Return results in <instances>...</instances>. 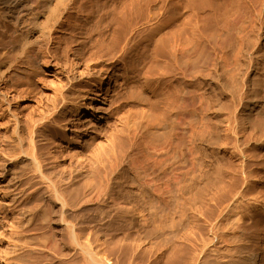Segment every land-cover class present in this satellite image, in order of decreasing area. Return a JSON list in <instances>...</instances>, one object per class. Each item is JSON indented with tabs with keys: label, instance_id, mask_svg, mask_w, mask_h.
<instances>
[{
	"label": "bare ground",
	"instance_id": "bare-ground-1",
	"mask_svg": "<svg viewBox=\"0 0 264 264\" xmlns=\"http://www.w3.org/2000/svg\"><path fill=\"white\" fill-rule=\"evenodd\" d=\"M146 12L155 62V133L168 134L157 146L154 167L169 187L166 196L142 190L113 198L120 180L122 191L129 183L122 174L116 178L119 173L106 176L102 193L113 201L96 217L80 215L78 198L93 194L88 162L94 143L108 132L101 121L112 115L109 97L99 98L110 67L88 56L125 43L126 59L132 24ZM70 55L89 58L84 71L73 66L64 74L61 63ZM85 73L90 89L82 91L76 82ZM223 108L225 125L216 116ZM102 109L106 115L96 117ZM59 121L73 131L77 124L92 129L68 168L66 146L48 131ZM222 151L230 152L234 169L223 163ZM254 163L264 167V0H0V196H14V202L17 196H55L58 202L47 199L61 205V216L75 215L66 223L68 237L85 264H260L262 224L245 221L254 220L245 214L251 204L264 207V198L247 190L252 179L264 181V172L249 170ZM224 178L233 183L220 205L199 213L197 196L189 195ZM60 196L79 197L67 208ZM14 211L20 221L11 228L5 256L0 254L6 264L20 263L19 243L32 246L20 236L31 222L29 207ZM40 238L46 249H58L59 238L54 245Z\"/></svg>",
	"mask_w": 264,
	"mask_h": 264
},
{
	"label": "rangeland",
	"instance_id": "rangeland-1",
	"mask_svg": "<svg viewBox=\"0 0 264 264\" xmlns=\"http://www.w3.org/2000/svg\"><path fill=\"white\" fill-rule=\"evenodd\" d=\"M150 19L151 15L146 12L134 20L135 24H132L134 28L132 29L131 27V32L134 34L131 41V43H133V48L130 52L128 50L129 53H127L128 55L126 59L125 55L123 54V47H125V43L112 44L113 46H110V48H104L103 50L101 49V52L98 51L100 53L91 52L88 56L90 60H93L92 63H101L106 67V69L107 67H110L108 68L109 71L107 73L109 80H104V82L101 84L99 98L104 96L109 97V109L112 110V115L108 120L103 118L101 121L102 125H107L108 132L98 136V140L96 143H94L96 153L88 162L90 170L93 171V184L91 185L93 194L89 196H78L79 198L77 197V210L78 213H81L80 215L84 213V216L88 215L87 217L91 218L96 217L102 210H105L107 207H109L113 201V198L120 196H139L141 193L140 191L142 190H147L149 193L148 196H166L165 192L168 189L167 187H169L168 182H165L164 179H157L154 167V161L156 159V155L158 154L157 146L158 144L164 143L166 141L168 134L163 133L160 137L155 133L157 125L156 117L158 111L157 102L154 95L155 93H153L156 76L154 69L155 62L152 53L153 51L149 38V29H151L149 26L152 25ZM132 33H129L128 38L131 39ZM117 45H119L118 47L121 48L119 49L116 47ZM121 55L123 58H120L122 57ZM88 57L85 59L86 61L89 59ZM85 60H78L76 56L73 57L70 55L67 62L61 63L64 68V74H70L69 72L73 70V66H78L84 71L86 64ZM102 76L105 77V74L103 73ZM102 76L100 81H102ZM108 82L110 83L109 86H104V84ZM76 83H78V89H81L82 91H87L90 89V77L86 73L81 78H78ZM103 106L104 107L102 108H105L107 103ZM93 109L95 110V107H93ZM106 112L102 109L99 112L97 111L95 116L97 117L101 113V115L103 114L102 116L104 117ZM216 116L220 118V123L225 125L227 119L226 110L223 108ZM65 126V122L59 121L58 124L50 126L48 131L53 136H56V138L61 142L62 147L66 146L64 147L63 151L65 152V158L68 159V162L65 164L66 168H68L71 155L76 156L82 150L84 140L90 139L92 137L88 135V133L92 132V129L87 132L86 128H82L77 124V130L73 131L66 129ZM85 131L87 132V135L82 136L81 133H85ZM78 139L80 140L79 144L74 142V140ZM66 141H69V143L64 144ZM108 148H112L113 150L108 151ZM90 151L91 150L88 147L85 149V153H87V155H89ZM223 153L224 151H222L221 155L223 157V163L226 164L227 167H230V169H234V161H229L228 159L229 156H232L230 152L227 151L225 152L226 154ZM85 163L87 164V162ZM100 163H104V165L101 167ZM188 168L189 167L182 168L181 171H185ZM249 170L254 171V175L256 176L258 173L264 172V167L254 163L251 165ZM116 173H119V175ZM115 174L117 175L116 178L119 179L122 177V175L126 176L125 178L129 183V188H127L126 192L122 191L120 180L118 194L109 201V196H104L102 189L104 188V185H106L105 177H114ZM252 180L253 181H251L248 185L249 189H247L249 194L259 195L264 198V181L259 180V178ZM228 181L229 178H224L221 181H213L211 183L202 185V187L195 191L192 195H189L197 196L195 208L199 213L208 214L211 209L220 205L221 200L225 196L224 194L228 191V188L233 183ZM47 197L48 196L41 195L17 196L14 202V196H0V241L3 240L0 242V254L5 256L3 251H7L9 248L7 246L10 244L9 239L11 238V228L20 221L19 220L17 222L19 216L18 214L14 213V208L18 211L21 208L24 209V207L27 206L30 209L29 218L31 219V222L27 226L24 233L23 231H20L22 233H20V236L25 235L28 237L29 241L31 240L28 246H32H30V248L27 247L26 244L23 245V242H21V244L19 243V246L23 252L25 251V247L26 249L29 248L26 252H24L27 255L29 254L28 258H24L23 255L26 254H22L23 252H20L22 257L20 258L19 264L22 262V264H24V261H30L28 264H33V261L35 262L34 264H48L49 262H51V264H85L84 256L81 253L75 251V246L70 242L68 237V227H66V223H68V221H74V213H68L67 211L61 216V214H63L61 205H56L55 203H52V201H48ZM50 197H48L50 200L53 198L54 201H57L55 196ZM60 197L63 200L66 199L65 201L69 205H66L67 208L72 206V202L77 199L76 196H63L64 198L62 196ZM80 201L81 204H79ZM108 201L110 203H108ZM254 206V204L253 206L251 204L249 210H247L248 212L245 211V214L249 213L250 215L251 213V216L254 217V220L247 219L245 221L250 225H252L255 221L256 223L259 222L262 224V233L260 235L262 238V243L264 244V207L262 209L261 207L258 208ZM42 236L43 238L45 237L51 239L50 245H54L53 241H56L57 238H59L57 242H55L58 246V249L56 248L57 250H53L55 253L52 251V249H46L45 245L42 243V238H40ZM256 236L258 237V235ZM35 238L37 241L39 240L37 243L39 244L40 242V245H36ZM256 247L254 249L257 250L258 246ZM42 248H44V250L46 249V251H42ZM263 250L264 248L261 250L258 249V251H260V256L263 254L260 264H264ZM3 255L0 256V264H6L5 262H7L6 259L1 260V258H4ZM14 256H9L10 260L14 259ZM46 257H50L49 261Z\"/></svg>",
	"mask_w": 264,
	"mask_h": 264
}]
</instances>
